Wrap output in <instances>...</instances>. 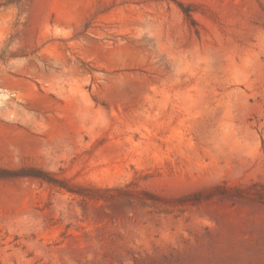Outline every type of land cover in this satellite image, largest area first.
<instances>
[{"label":"rangeland","instance_id":"rangeland-1","mask_svg":"<svg viewBox=\"0 0 264 264\" xmlns=\"http://www.w3.org/2000/svg\"><path fill=\"white\" fill-rule=\"evenodd\" d=\"M0 264H264V0L0 9Z\"/></svg>","mask_w":264,"mask_h":264},{"label":"trees","instance_id":"trees-1","mask_svg":"<svg viewBox=\"0 0 264 264\" xmlns=\"http://www.w3.org/2000/svg\"><path fill=\"white\" fill-rule=\"evenodd\" d=\"M21 0H0V9L11 5V4H19Z\"/></svg>","mask_w":264,"mask_h":264}]
</instances>
